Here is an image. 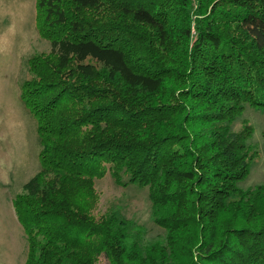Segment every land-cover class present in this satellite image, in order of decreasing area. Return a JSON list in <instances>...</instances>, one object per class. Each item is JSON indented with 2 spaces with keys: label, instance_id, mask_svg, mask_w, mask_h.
<instances>
[{
  "label": "trees",
  "instance_id": "1",
  "mask_svg": "<svg viewBox=\"0 0 264 264\" xmlns=\"http://www.w3.org/2000/svg\"><path fill=\"white\" fill-rule=\"evenodd\" d=\"M35 0L48 53L21 99L40 170L12 200L25 264H264V183L245 108L264 113V0ZM147 188L165 243L89 214L94 180Z\"/></svg>",
  "mask_w": 264,
  "mask_h": 264
},
{
  "label": "rangeland",
  "instance_id": "2",
  "mask_svg": "<svg viewBox=\"0 0 264 264\" xmlns=\"http://www.w3.org/2000/svg\"><path fill=\"white\" fill-rule=\"evenodd\" d=\"M35 17V0H0V264H25L27 242L12 200L40 170L36 119L21 99L29 59L50 51V43L38 35ZM242 124L253 129L248 144L257 155L248 176L237 184L248 190L264 183V113L245 108L233 129ZM94 191L92 217L114 211L143 228L145 243L166 244L165 230L152 222L147 188L118 184L106 171L94 180ZM96 264L111 263L100 256Z\"/></svg>",
  "mask_w": 264,
  "mask_h": 264
}]
</instances>
